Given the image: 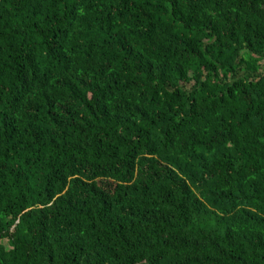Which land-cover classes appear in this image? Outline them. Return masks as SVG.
Segmentation results:
<instances>
[{
  "label": "trees",
  "instance_id": "trees-1",
  "mask_svg": "<svg viewBox=\"0 0 264 264\" xmlns=\"http://www.w3.org/2000/svg\"><path fill=\"white\" fill-rule=\"evenodd\" d=\"M0 264H264V0H0Z\"/></svg>",
  "mask_w": 264,
  "mask_h": 264
},
{
  "label": "rangeland",
  "instance_id": "rangeland-1",
  "mask_svg": "<svg viewBox=\"0 0 264 264\" xmlns=\"http://www.w3.org/2000/svg\"><path fill=\"white\" fill-rule=\"evenodd\" d=\"M1 242H2V243H5V241H4V240H2Z\"/></svg>",
  "mask_w": 264,
  "mask_h": 264
}]
</instances>
